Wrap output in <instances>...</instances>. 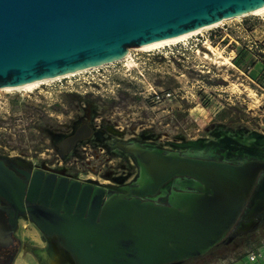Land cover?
<instances>
[{"label":"water","instance_id":"95a60500","mask_svg":"<svg viewBox=\"0 0 264 264\" xmlns=\"http://www.w3.org/2000/svg\"><path fill=\"white\" fill-rule=\"evenodd\" d=\"M262 6L264 0H0V88L117 62L129 49ZM90 122L87 107L72 133L55 142L60 158L92 139ZM114 147L138 168L129 186L31 173V163L16 160L22 181L0 159V197L16 211L13 229L26 215L74 264H179L256 228L264 202L247 207L264 161L230 164L136 142ZM171 181L165 204L153 202ZM244 212L247 223L239 221Z\"/></svg>","mask_w":264,"mask_h":264},{"label":"rangeland","instance_id":"374dc122","mask_svg":"<svg viewBox=\"0 0 264 264\" xmlns=\"http://www.w3.org/2000/svg\"><path fill=\"white\" fill-rule=\"evenodd\" d=\"M217 31L223 40L217 37L213 47L208 38ZM87 107L104 142H79L60 158L55 142L72 132ZM222 134L264 135V13L159 49L133 48L117 62L30 90H0L1 156L104 187L123 186L138 174L133 158L112 147L111 139L204 155L201 147L178 145L218 144ZM15 237L11 264H49L51 258L74 264L27 219L18 222ZM220 251L185 264L217 262L225 254L217 256Z\"/></svg>","mask_w":264,"mask_h":264},{"label":"flooded vegetation","instance_id":"af4514ba","mask_svg":"<svg viewBox=\"0 0 264 264\" xmlns=\"http://www.w3.org/2000/svg\"><path fill=\"white\" fill-rule=\"evenodd\" d=\"M91 112H92V110H91ZM84 114H85V109H84V113H83V118H84ZM80 120H78L73 125L72 131H73L74 127L76 126V124H78V122ZM101 135H102V133L97 132V131H93L92 139H95V140L100 141V142H104L103 137ZM253 137L254 138H253V140L251 142V145H247V144L238 142L237 140L234 139V137H229L226 134H222L220 139H219L220 141H219L218 144H216V143L215 144H208V145L207 144H205V145L201 144V146H199V147L203 148V150L205 151L204 155L207 156V158H205V159L213 160V161H217V162H225V163H230V164H236L237 162H239L241 160H244V159L245 160L256 159V160L264 161V154L260 153V151L258 150V148H261V147L264 148V146L259 145V141H264V135H253ZM110 141H111V146L112 147H114V144L116 142H119V141H116V140H113V139H111ZM127 143H129V142H127ZM142 146H146V145H142ZM75 147H76V145L73 147L71 152L75 149ZM146 147H148V146H146ZM244 147H246V148H244ZM116 149H118V148H116ZM252 152L253 153H257L258 156L249 158L247 155H245L247 153H252ZM0 159H2L4 161L5 167L11 173H13L17 178H20L22 181L24 180V176L22 174L18 173V166H15V162H16V160H20L22 162H28V161H25L23 159H15V158H11V157H8V156H1V155H0ZM28 163H30V162H28ZM34 170H42V169H36V168L33 167V169L31 171H29V172L32 173ZM43 172L45 174L46 173H53L57 177L61 175V174H56L54 172H48V171L46 172L44 170H43ZM62 176L66 177L69 180H73V179H70L66 175H62ZM75 181H78V180H75ZM78 182H80V181H78ZM85 182H87V181H85ZM85 182H80V183H85ZM164 188L166 190L165 196H160L161 194H159V195H157L156 197H154L152 199L153 202H155L157 204H165L168 194L173 189H175V186H174V183L171 181L168 184H166L164 186ZM257 201L264 202V173H262L259 176V179L257 181L255 189H254V191H253V193H252V195H251V197L249 199V203H248V207H247L248 210L247 211H249V209H251L255 205V203ZM23 204H24V207L28 206V203L25 202V199L23 201ZM246 213L247 212H244L242 214V216H241V218L239 220L240 222H245V223L248 222V221L245 220V214ZM15 215H16L15 209L6 200H4L3 198L0 197V232H1V243H2L0 245V264H11L12 257H13V254H14V251H15V248H16V241L17 240H16V237H15V232H16V229H17V226H18V222L21 219H27L26 215H18L17 216V225L13 229L12 222L14 221ZM257 221H258V224H257L256 228L260 224H262V222H264V211H262L258 215ZM10 231H12V242L7 245L6 244L7 241H8L7 240V233L10 232ZM248 233H251V232H248ZM242 235L234 238L230 243H226V242H223V243H225L226 246L227 245L229 246V245H232V244L238 243V242L241 243ZM53 240L56 242L55 239H53ZM215 249L216 248H213L212 250H215ZM221 249L225 250L224 248H221ZM54 252H55V250H54ZM56 253L58 254L57 251H56ZM182 263H179V264H182Z\"/></svg>","mask_w":264,"mask_h":264},{"label":"bare ground","instance_id":"6f19581e","mask_svg":"<svg viewBox=\"0 0 264 264\" xmlns=\"http://www.w3.org/2000/svg\"><path fill=\"white\" fill-rule=\"evenodd\" d=\"M262 13H264V6H262V7L258 8V9H256V10H254V11H252L250 13H247V14L224 18L221 21H219L217 23H214V24H211V25H208L206 27H203V28H200V29H197V30H194V31H191V32H188V33H185V34H182V35L173 37V38H169V39H164V40L152 42V43H149V44H146V45H142V46H139V47H135V48H137V50H143V51H150V50H154V49H159V48H162V47H166V46H169V45H173V44L182 42V41L188 39L189 37L198 35V34H200L202 32H205L207 30H210L212 28H216V27L222 25L223 23H226V22H229V21H232V20H239V19L244 18V17H247V16H258V15H260ZM130 50L131 49H129L127 51L126 55L123 58H125V57H127L129 55V51ZM109 64H111V63H109ZM101 66H103V65H101ZM101 66H96V67H92V68H88V69L79 70V71L72 72V73H69V74H66V75H63V76H58V77L50 78V79H43V80H39V81L27 83V84H24V85H21V86H5V87H1L0 90H4V91L30 90V89H33V88L38 87L39 85L45 84L47 82L56 81V80H59V79H62V78H68L70 76H74V75L79 74L81 72H85V71H88V70H91V69H95V68L101 67ZM253 138H254L253 136L245 137L243 139L238 138V137H234V139L237 140L238 142L244 143V144H247V145H251V142H252ZM244 148H246V147H244ZM260 153H264V152H260ZM188 155L193 156V157H198V158H207V156H205L203 154H188ZM245 155H247L249 158L258 156L257 153H253V152L252 153H247ZM180 181H182V180H179V182ZM160 194H161L160 196H165V194H166L165 188H163L161 190ZM54 250L57 251V252H59V249L58 248H56ZM56 254L57 253H55L54 257H56ZM48 262H49V264H56V260L54 258L49 259Z\"/></svg>","mask_w":264,"mask_h":264},{"label":"crops","instance_id":"0c3cea01","mask_svg":"<svg viewBox=\"0 0 264 264\" xmlns=\"http://www.w3.org/2000/svg\"><path fill=\"white\" fill-rule=\"evenodd\" d=\"M241 240V243L227 245L222 251L225 254L217 262L211 260L207 264H264V222L251 233L243 234ZM222 252H218L217 256L220 257ZM251 253L260 254L261 257L249 262L247 256Z\"/></svg>","mask_w":264,"mask_h":264},{"label":"trees","instance_id":"16d2710c","mask_svg":"<svg viewBox=\"0 0 264 264\" xmlns=\"http://www.w3.org/2000/svg\"><path fill=\"white\" fill-rule=\"evenodd\" d=\"M224 35V33L222 32V31H217L215 34H212V35H210L209 36V38H208V40H209V42L211 43V45L213 46V47H215L218 43H217V41H215L216 40V38L217 37H219V39L220 40H223L222 39V36ZM222 42H224V41H222ZM228 42H229V39H228ZM225 44V43H224ZM232 46V45H231ZM233 47H231V49L230 50H233L232 49ZM181 51H187V49H181ZM259 57H262V56H260L259 55ZM262 59V58H261ZM242 242V241H241ZM226 248L227 246L225 245V243H221L220 245H218V246H216V247H214V248ZM212 250H210L208 253H206L205 255H203V256H200V257H197V258H193V259H190V260H187V261H184L182 264H185V263H187V262H190L191 260H196V259H198V258H204L205 256H207L210 252H211Z\"/></svg>","mask_w":264,"mask_h":264},{"label":"built area","instance_id":"2783aa9c","mask_svg":"<svg viewBox=\"0 0 264 264\" xmlns=\"http://www.w3.org/2000/svg\"><path fill=\"white\" fill-rule=\"evenodd\" d=\"M169 95H170V94L167 93V96H169ZM121 168L124 169V167H122V166H121ZM136 177H137V173H136L134 179L131 180V182L126 183V184L123 185V186H129V185H131V184L135 181ZM89 181H90V180H89ZM101 186H102V185H101ZM260 257H261L260 254L251 253V254H249V255L247 256V261H249V262L257 261Z\"/></svg>","mask_w":264,"mask_h":264}]
</instances>
